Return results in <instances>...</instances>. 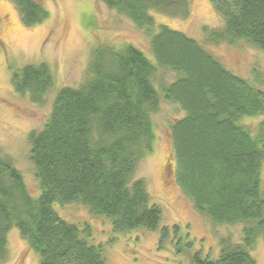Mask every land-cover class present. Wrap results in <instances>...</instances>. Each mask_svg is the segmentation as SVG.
Returning <instances> with one entry per match:
<instances>
[{
    "label": "trees",
    "instance_id": "trees-1",
    "mask_svg": "<svg viewBox=\"0 0 264 264\" xmlns=\"http://www.w3.org/2000/svg\"><path fill=\"white\" fill-rule=\"evenodd\" d=\"M11 1L25 26L48 17L35 0ZM100 1L143 29L159 69L174 73L173 80L157 86L164 102L184 112L169 125L177 185L214 225H243L241 242L220 237L216 259L196 253L191 263L257 264L249 251L264 237V115L255 135L240 120L264 113V95L195 39L155 26L150 9L185 17L188 0ZM210 1L223 23L203 28L205 43L244 41L264 51V0ZM157 70L129 43L118 48L101 43L92 50L86 80L78 88L59 89L43 128L27 135L36 198L20 171L0 156V261L15 226L39 264H109L101 246L81 238L53 203L83 205L110 219L114 233L157 229L160 208L149 204L146 182L134 178L155 136L151 117L161 104L153 85ZM11 82L16 93L42 103L53 76L46 64H29L15 71Z\"/></svg>",
    "mask_w": 264,
    "mask_h": 264
},
{
    "label": "rangeland",
    "instance_id": "rangeland-1",
    "mask_svg": "<svg viewBox=\"0 0 264 264\" xmlns=\"http://www.w3.org/2000/svg\"><path fill=\"white\" fill-rule=\"evenodd\" d=\"M35 1L46 9L48 17L28 27L11 0H0V156L7 157L20 171L30 196L36 198L39 187L29 160L28 133L43 128L59 89L78 88L86 80L93 49L101 43L114 48L129 43L158 68L153 85L161 104L151 117L155 136L151 151L138 163L134 178L146 182L149 204L160 208L159 225L154 231L114 233L110 219L92 214L83 205L53 203V209L64 221L78 227L81 238L89 245L101 246L109 264H192L191 257L196 253L216 259L220 237L230 236L232 242H241L242 223L214 225L195 210L175 181L169 125L184 116V112L162 99L157 85L173 80L174 73L159 69L144 30L100 0ZM149 14L156 27L163 24L195 39L226 69L264 95V51L244 41L233 45L204 42L203 28H217L223 23L210 0H188L185 17L153 9ZM29 64H46L53 76L52 87L42 103H34L27 94L22 96L13 89L12 74ZM263 115L244 117L240 124L255 135ZM260 178L264 197L263 164ZM6 240L7 255L0 264H39V256L20 237L15 226L8 231ZM249 252L257 264H264L263 236L256 239Z\"/></svg>",
    "mask_w": 264,
    "mask_h": 264
}]
</instances>
